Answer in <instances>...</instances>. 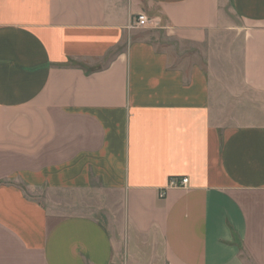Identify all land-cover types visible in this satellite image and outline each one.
<instances>
[{"label":"crops","instance_id":"0c3cea01","mask_svg":"<svg viewBox=\"0 0 264 264\" xmlns=\"http://www.w3.org/2000/svg\"><path fill=\"white\" fill-rule=\"evenodd\" d=\"M262 120L264 0H0V264H264Z\"/></svg>","mask_w":264,"mask_h":264},{"label":"rangeland","instance_id":"374dc122","mask_svg":"<svg viewBox=\"0 0 264 264\" xmlns=\"http://www.w3.org/2000/svg\"><path fill=\"white\" fill-rule=\"evenodd\" d=\"M264 121V120H262ZM37 200L42 201L45 206L58 210L60 214H86L101 220L115 233V226L119 224L120 217L105 207L106 192L98 184H94L92 189L79 190L75 193L71 191H47L34 195ZM60 202L57 206L56 203ZM56 206V207H54ZM120 211V210H118ZM118 217V219H117Z\"/></svg>","mask_w":264,"mask_h":264},{"label":"built area","instance_id":"2783aa9c","mask_svg":"<svg viewBox=\"0 0 264 264\" xmlns=\"http://www.w3.org/2000/svg\"><path fill=\"white\" fill-rule=\"evenodd\" d=\"M153 18H150L146 13H138L134 18L132 22V26L136 28H146L151 25H153ZM189 182L188 177H174L170 179V185L171 186H186ZM163 195V193H161Z\"/></svg>","mask_w":264,"mask_h":264}]
</instances>
